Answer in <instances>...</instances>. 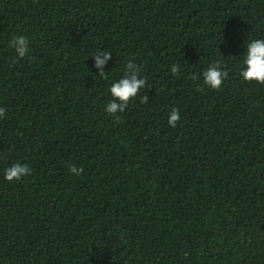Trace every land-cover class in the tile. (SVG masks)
<instances>
[{
	"label": "trees",
	"instance_id": "obj_1",
	"mask_svg": "<svg viewBox=\"0 0 264 264\" xmlns=\"http://www.w3.org/2000/svg\"><path fill=\"white\" fill-rule=\"evenodd\" d=\"M255 39L264 0H0V264H264V84L240 76ZM129 62L146 87L113 116ZM17 162L31 175L6 181Z\"/></svg>",
	"mask_w": 264,
	"mask_h": 264
},
{
	"label": "clouds",
	"instance_id": "obj_2",
	"mask_svg": "<svg viewBox=\"0 0 264 264\" xmlns=\"http://www.w3.org/2000/svg\"><path fill=\"white\" fill-rule=\"evenodd\" d=\"M13 48L17 56L24 58L29 54V40L25 36H14L9 44ZM111 52L99 51L92 57L94 67L99 70V76L107 78L106 73L103 71L107 62L111 59ZM244 70L241 71L240 76L245 82L255 81L258 84H264V39H255L247 44L246 55L244 58ZM180 70L179 64L171 66V73L177 74ZM140 68L132 62H129L125 68L123 78L113 83L109 89L111 97L105 107V112L115 116L117 113H122L130 100L134 99L139 91L146 87V80L141 78ZM228 77V72L222 70L219 62L212 63L207 70L202 73L203 85L211 89L219 90L224 80ZM193 79H197L193 76ZM201 90V89H198ZM142 102L146 103L148 97L144 95ZM6 109L0 108V118H4ZM180 120L179 110L172 108L168 115V124L170 127L175 128ZM83 167H76L71 165L69 172L79 176L83 172ZM31 175V170L27 164L19 162L12 164L5 169L4 179L8 182L18 181L21 178Z\"/></svg>",
	"mask_w": 264,
	"mask_h": 264
}]
</instances>
